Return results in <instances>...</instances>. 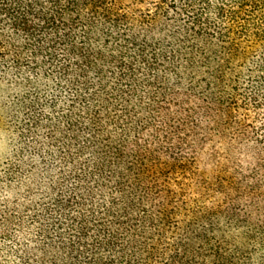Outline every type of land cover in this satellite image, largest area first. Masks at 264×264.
<instances>
[{
    "label": "rangeland",
    "instance_id": "obj_1",
    "mask_svg": "<svg viewBox=\"0 0 264 264\" xmlns=\"http://www.w3.org/2000/svg\"><path fill=\"white\" fill-rule=\"evenodd\" d=\"M36 70L0 69V264H52L64 247L109 256L106 242L120 247L128 239L132 217L122 210L128 205L140 213L134 224L148 219L145 228L153 234L146 240L156 247L155 264H168L181 239L201 257L214 247L240 264L264 254V196L240 179L256 163L252 157L217 145L225 154L205 150L175 164L154 151L144 162L107 158L100 173L106 144L121 146L133 139L134 126L154 120L155 89L140 75L121 83L107 78L109 85L101 88L96 77L70 82L59 67L47 68L48 77ZM94 92H102L101 99L112 93L118 98L103 106L88 96ZM156 171L168 172L160 177L168 182L161 186V180L155 191L171 196H157L158 209L147 202L143 185ZM220 183L225 191L218 190Z\"/></svg>",
    "mask_w": 264,
    "mask_h": 264
},
{
    "label": "trees",
    "instance_id": "obj_2",
    "mask_svg": "<svg viewBox=\"0 0 264 264\" xmlns=\"http://www.w3.org/2000/svg\"><path fill=\"white\" fill-rule=\"evenodd\" d=\"M23 66L47 77V68L59 67L70 82L96 77L101 88L109 85L107 78L121 83L140 75L155 89L150 95L154 120L134 126L133 139L121 146L106 144L98 159L100 173L107 158L117 164L127 156L144 162L156 151L180 164L201 151L224 153L216 146L227 145L256 162L241 172V185L264 192V0H0V69ZM110 96L100 98L103 106L118 98ZM128 98L125 94L123 100L129 104ZM167 173L148 174L145 184L141 179L154 209L161 207L157 196L171 197L155 191L161 180L166 185L168 177H160ZM139 174L140 169L137 182ZM218 190L225 191L222 183ZM122 210L132 217L128 239L120 247L106 242L113 251L109 256H84L78 247H64L52 264H155L156 247L146 240L153 234L146 231L148 219L143 216L138 226L133 223L138 207ZM223 255L214 247L201 257L181 239L168 264H240ZM255 260L250 263L264 264V254Z\"/></svg>",
    "mask_w": 264,
    "mask_h": 264
}]
</instances>
